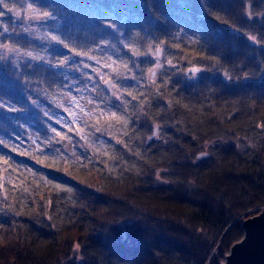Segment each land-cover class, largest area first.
I'll use <instances>...</instances> for the list:
<instances>
[{"label":"trees","instance_id":"1","mask_svg":"<svg viewBox=\"0 0 264 264\" xmlns=\"http://www.w3.org/2000/svg\"><path fill=\"white\" fill-rule=\"evenodd\" d=\"M5 3L55 19L30 36L0 7V43L41 57L0 61V102L23 109L0 108V264H219L264 206V0ZM73 58L112 63L123 103L100 80L90 115L53 131L38 110L75 90Z\"/></svg>","mask_w":264,"mask_h":264},{"label":"rangeland","instance_id":"2","mask_svg":"<svg viewBox=\"0 0 264 264\" xmlns=\"http://www.w3.org/2000/svg\"><path fill=\"white\" fill-rule=\"evenodd\" d=\"M20 12V11H19ZM13 17H16V12H13ZM36 14H34L31 11H25V12H20L19 18L21 19L20 21H17L18 24H21L22 27L23 25H26V30L25 34L34 36L35 33H47L49 32L50 29H44L41 30V28H44L41 25V22L36 19H29L27 17H33ZM17 19H13V23ZM24 28V27H23ZM47 36L45 35L44 38ZM156 50H153L152 53V58H157L156 57ZM10 54V53H9ZM13 56V60L17 59H22L21 57H28L25 56L24 54L20 53L19 51L16 53H11ZM162 57V56H161ZM76 58L73 59H67L70 60L69 63L72 62L71 65L68 64V61L64 59V63H60L59 69L60 72L63 73V77L66 78L70 76V73L75 75L74 79V87L75 90L70 94L68 93L67 96L64 95L61 98L52 97L48 98L49 105L52 106L53 110H46V108H40L38 111L41 115H43L46 118L47 126H49L52 129H56V127H59L60 130L66 129V128H71L76 126H79V123L87 118L90 113L93 111L94 105L93 102H89L91 100L96 99V85L97 83L101 80V87L103 88V80H110L111 84L114 83L112 79L107 78L103 79V77L106 75L107 71L112 70V63H97L95 61H92V64L96 66L95 67H90L89 63L87 61L79 58L78 61L75 60ZM75 60V61H74ZM87 65V67H85ZM156 65V64H155ZM153 69V72L156 73V68H151ZM88 70L90 73L86 71V75L82 74L83 71ZM88 73V74H87ZM82 74V76L80 75ZM86 76L85 80L87 81L85 88H80V78H83ZM153 76V77H152ZM80 77V78H79ZM146 78L153 80L155 78V75H152V73H149L147 70L146 72ZM111 93L110 96H112L115 99V96H119V89L118 87L113 89L111 88ZM31 103V102H30ZM21 114H25V111L22 112ZM157 129L156 134L158 133V128L156 125H154V129ZM57 132V131H56ZM69 144L71 147V142H68L65 140L64 144H61L65 147L69 148ZM204 151H207L204 146ZM207 153V152H206ZM263 207V206H262ZM260 207V208H262ZM259 208V209H260ZM258 209V210H259Z\"/></svg>","mask_w":264,"mask_h":264},{"label":"water","instance_id":"3","mask_svg":"<svg viewBox=\"0 0 264 264\" xmlns=\"http://www.w3.org/2000/svg\"><path fill=\"white\" fill-rule=\"evenodd\" d=\"M157 49L160 50L159 54ZM157 49L156 57L160 59L162 51L159 47ZM108 81V85L103 84V89L111 93V82L109 79ZM156 131L155 128L154 132ZM64 143L65 139H62L61 144ZM208 156V153L200 152L196 157L202 159ZM240 227L242 236L230 244L219 264H264V206L256 213L243 218L240 221Z\"/></svg>","mask_w":264,"mask_h":264},{"label":"snow or ice","instance_id":"4","mask_svg":"<svg viewBox=\"0 0 264 264\" xmlns=\"http://www.w3.org/2000/svg\"><path fill=\"white\" fill-rule=\"evenodd\" d=\"M0 7L7 8L8 11H10V12L15 11V12H16V16L19 18V16H20V12L17 11L15 8L9 7L8 4L5 3V0H0ZM27 9L30 10V11H34V12L37 13V14H36L35 16H33V17H27V18H29V19H36V20H39V21H47V20H49V19H55V17L53 16V14H52L51 12H48V11H40V10H39V7H35V8H34V6H33L31 3L28 4ZM3 14H4V13H3L2 11H0V16H3ZM99 23H100L102 26H104V27H109V28H115V27H116V25H115L114 23L109 22V21H107V20L99 21ZM0 27H3V26H0ZM15 31H16V30L13 29V30H12V33H15ZM25 31H26V30H25ZM3 32H4V33H8V32H9V29H8L7 27H3ZM16 34H18V33H16ZM50 39H51L52 41L58 43V44H59V43H63V41H62L58 36H56V35H52V36L50 37ZM249 39H251V40H253V41H256V37H255V36H251V37H249ZM256 42L258 43L259 41H256ZM63 46H64L65 48H68V45H67V44H64ZM0 50H2V54H0V61H8V59H9V58H8V54H9V53H16V52H18V51H19V48H18V46H16V45H12V44H9V43H0ZM69 51H73V52H75L74 49H69ZM159 51H160V50L157 49V54H159ZM75 54H76V55H87V53H82V52H75ZM25 55L28 56V57L31 58V59H34V60H39V59H41V57H39V56H33L31 52H27V53H25ZM135 55H136V56H141V55H145V54H143V53H138V52H137V53H135ZM9 62H10V61H9ZM10 63H11V62H10ZM61 63H64V61H61ZM168 63L171 64V61H169ZM12 66H13V67H18V65H15L14 63H13ZM29 67H31V65H29ZM85 67H87V65H85ZM124 67L127 69V68H128V65L125 64ZM157 67H159V65H157ZM129 71H131V69H129ZM148 71H149V73H152L153 75H155V73L153 72V69L149 68ZM200 71H201V69H199V68H195V67L191 69V73H192L193 75H195L196 73H198V72H200ZM209 71H211V69H209ZM5 72H6V68H5ZM121 79H133V80H135V79H137V78L134 77V76H132V77H121ZM103 83H104L105 85H108V84H109V81H108V80H103ZM120 87H123V85H121ZM111 88H113V89L117 88V84H116V83H112V84H111ZM0 95L7 96V93H6V92H4V93H0ZM115 99H116L117 101H120L121 103H123V101L121 100V97H120V96L116 95V96H115ZM132 99L135 100L136 97H135V96H132ZM89 102L91 103L92 101H89ZM0 108H6V110H7L8 112H18V111H23L22 108H16V107H14L13 105L9 104V103H8V100H4L3 102H0ZM117 110H118V109H117ZM101 111H103V110H101ZM109 119L116 120V121H118V122H119V121H124V123H127V121L124 120V117H123V116H119V115H117V111H112V112H111V115H110V117H109ZM100 130H101L100 128H97V131H98V132H99ZM53 131H55V129H53ZM56 135H57L58 137H60V139H65V137L62 136L59 132H56ZM155 135H156V133L154 132V133H153V136H155ZM0 144H3V141H0ZM5 147H7V145H5ZM201 155H205V153H201ZM5 163H7V160H5ZM0 227H2V225H0Z\"/></svg>","mask_w":264,"mask_h":264}]
</instances>
